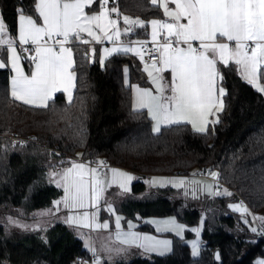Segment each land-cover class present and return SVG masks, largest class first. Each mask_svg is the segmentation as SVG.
Listing matches in <instances>:
<instances>
[{"label": "trees", "instance_id": "1", "mask_svg": "<svg viewBox=\"0 0 264 264\" xmlns=\"http://www.w3.org/2000/svg\"><path fill=\"white\" fill-rule=\"evenodd\" d=\"M109 5L144 21L159 12L149 0H111ZM21 10L35 16L34 0H0V19L11 40ZM70 47L75 73L71 103L61 92L47 108L14 101L8 91L10 69L0 68V264H71L75 256L88 255L81 239L62 222L35 226L31 221L39 217L35 210L48 209L61 196V189L48 181L49 172L69 160L89 162L94 157L137 174L129 191L116 195L118 212L126 217L173 215L186 225L202 217L204 242L196 258L173 237L168 254L134 251L126 260L102 259L100 264H256L255 258H264V218H255L264 210V94L233 66L218 65L226 93L214 120L218 122L202 133L184 123L153 133L145 113L131 109L129 89L122 82L126 66L130 82L145 85L140 62L128 53L108 55L103 63L89 61L82 56L83 46ZM25 54L21 60L27 71L31 53ZM29 133L34 139L26 144H12L8 138ZM200 169L217 173L231 195L203 196L190 203L178 195L179 189L147 188L144 182L149 175H195ZM239 202L248 210L246 217L229 207ZM252 221L262 233L250 229ZM213 249L218 260L212 258Z\"/></svg>", "mask_w": 264, "mask_h": 264}, {"label": "snow or ice", "instance_id": "2", "mask_svg": "<svg viewBox=\"0 0 264 264\" xmlns=\"http://www.w3.org/2000/svg\"><path fill=\"white\" fill-rule=\"evenodd\" d=\"M100 4V10L95 14H87L86 8L92 7L95 3ZM153 5L164 9V14L173 22L152 20V38L155 42L160 30L167 32L165 42L161 45L163 51L160 53L159 63L162 67L153 64L157 72L170 69L172 82L169 84L163 81V77L154 76L151 71L149 77L159 95H154L147 89L134 88L136 95L133 100V110L147 108L149 116L155 123L153 132H159L161 125L190 123L196 132H205L209 122L208 117L223 109L222 98L226 93L223 87L217 89L216 79L219 75L217 69V58L219 63L228 65L234 62L241 72L242 78L256 91L264 94V0H151ZM110 0H34L35 12L38 18L25 15L23 11L19 14V42L21 45L31 43L36 45V55L30 57L34 63V70L31 75H25L19 67L20 55L12 45L10 39H5L7 33L3 20H0V46L7 45L8 59L0 61V68L11 65L15 76L11 82V97L14 101L38 108H47L48 101L52 99L57 91H64L71 103V89L74 87L75 73L73 67L72 49L64 47L69 38L74 37L82 40L81 32H87L97 42H100L101 35L108 40L119 39L120 31L116 28L117 21L111 19V14L119 16L116 7L109 8ZM169 3L175 4V9L169 8ZM181 19L186 23H181ZM127 25H140V19L123 17ZM42 21V24L40 23ZM95 29H99L97 34ZM115 29V31H112ZM126 29L125 31H129ZM55 37H63L59 51H55L48 41ZM168 37H174L169 40ZM218 38H225L234 42L218 43ZM193 41H199L203 51L197 53L192 46ZM83 43L88 41L82 40ZM178 45H186L181 47ZM141 45V49H142ZM141 49L123 47L120 50L127 53L133 52L140 55ZM117 51V49H105L106 53ZM159 51V49H157ZM211 53V55H209ZM103 63V58H101ZM242 70V71H241ZM145 71H148L147 67ZM222 79V77H221ZM165 89L171 95L164 96ZM218 92V95H217ZM98 165L103 167L104 161ZM112 179L101 178L97 167H89L84 163H72L70 168L62 173H57L60 180L56 181L57 187H63L64 197L62 201H54V207L60 203L65 208H84L86 199H90L91 206L96 207L105 191V185L111 187L118 184L122 192H128L127 183L133 177L116 169H110ZM213 178L217 173L210 172ZM90 177V179H86ZM153 180L150 183L155 184ZM168 183H177L167 181ZM163 183V182H161ZM182 183V182H179ZM90 189V194H89ZM209 191L211 187L209 186ZM217 195L221 193H216ZM224 195H231L225 192ZM233 211H239L243 215L247 208L242 204H230ZM58 210V208H57ZM111 210V205H109ZM99 209H97V212ZM51 209L39 213L48 215ZM97 212L89 214L84 212L75 220L73 216L67 218L70 225L85 228H108V224L97 223ZM261 219V218H256ZM120 217H117V229H119ZM175 224V221L165 222ZM264 223V220H262ZM131 228L132 225L130 224ZM256 232V228L251 229ZM182 231V227H181ZM199 235L198 229H193ZM179 234V233H178ZM83 237V234H81ZM116 240L124 245H135L145 251H157L163 254L168 249L167 241H154L150 237L141 238L133 233H116ZM85 247L94 257L93 264H100V258L96 256V250L88 240H85ZM199 249L196 242L192 244V255L197 256ZM219 259V256H217ZM256 264H264V260H258Z\"/></svg>", "mask_w": 264, "mask_h": 264}, {"label": "crops", "instance_id": "3", "mask_svg": "<svg viewBox=\"0 0 264 264\" xmlns=\"http://www.w3.org/2000/svg\"><path fill=\"white\" fill-rule=\"evenodd\" d=\"M149 1L152 4L151 0H149ZM154 6H156V5H154ZM108 7H110V6L108 5ZM157 8H158L159 12L155 17H151L146 21L141 20L139 18L143 22V26L139 25V29H138V30L142 31V35H140V36L135 35L136 33L132 34L130 31H125L126 29H128L127 24H125L124 20H123L124 16H128L125 13H119V16L116 14L114 17V20L117 21L116 28L119 29V31H120L119 39L113 38L112 40H108V39L104 38L102 34L99 33V29H95V28H94V31H96L97 34L101 35L100 42H97L96 40H94L89 35H86L87 32H85L86 34L82 33L83 35L82 34L81 35L84 36L87 41L92 42V44H93L89 48V61L96 59L99 61V63H101V58H103V60H104L108 55H111L114 53H125V52L120 50L123 47H132V48L141 49V45H140L141 42L153 41V38H152L153 29H152V25L150 23L152 20H161V21H165V22H173V21H171L170 17L165 16L163 8L158 7V6H157ZM169 8L171 10H174L175 4L169 3ZM99 10H100V4L98 2L95 3L92 7L85 9V11H87V13H93V14L98 13ZM112 14H114V13H112ZM33 18H38V13L35 12V16H33ZM186 22H187L186 20L181 19V23H186ZM19 29H20V24H19V15H18L16 35H15V38L13 39L14 42H19ZM112 31H115V29H113ZM160 31L167 34V32L163 29H161ZM70 38H71V36H70ZM5 39H9V38L5 35ZM217 42L218 43H220V42L229 43L230 46H234V42H229L225 38H218ZM161 45L159 46V51H158L159 57H160V53L163 51V48L161 47ZM178 46L187 47L186 45H178ZM192 46L200 47V42L199 41H193ZM64 47L71 48L70 46H64ZM113 48L117 49V51L109 52V53L105 52V49L110 50ZM16 50H17L18 54L20 55V58H22L21 54H23L24 52L18 50L17 48H16ZM54 50L58 52L59 48L57 50L56 49H54ZM201 51H203V49H201ZM127 53L130 55H133L140 62L141 69L143 70L144 78L146 80L145 85H140V84H137L135 82H130L127 67L126 66L122 67V82H123V85L129 89L130 107L133 110V100H134V97L136 95L134 88L147 89L150 92H152L154 95H159V93L156 92V89L152 83V80L148 75L149 71H151L154 76L163 77V81L167 82L169 84L172 82V73H171L170 69H166L163 72H157L151 66L144 65L143 64V59H144L143 48L141 49V54L143 56V59H141L140 55L134 54L133 52H127ZM197 53H199V52H197ZM35 55H36V53L34 50V52L31 53V57H33ZM209 55H211V53H209ZM4 57H5L4 60L6 62L8 59L7 47H5V49H4ZM28 60H29V58H28ZM72 60H73V52H72ZM0 61H2L1 57H0ZM21 63L22 62L20 60L19 61V67L22 69L24 74L25 75H31V72L34 70V67H35L32 59H30V63H29L27 71L24 70L23 64H21ZM218 65L226 66L222 63H219L218 58H217V69H218ZM228 65L233 66L237 71L238 66L234 62L230 61ZM7 67L10 69V75H9V80H8V91H9V95L11 96V82H12L13 75H15V72L13 71L10 64ZM146 67H147L148 71H145ZM159 67H162V65H160V63H159ZM71 71H73V70L71 69ZM237 73L242 78L241 72L237 71ZM216 86H217V89L219 87H222V85L220 84V76L219 75L217 76V79H216ZM72 91H73V88L71 89V94H72ZM58 92H61L65 98L68 96L62 90L57 91L54 94H56ZM169 95H171V92L168 89H165L164 96H169ZM217 95H218V92H217ZM135 111H143L145 113V115L150 120V128H151V131L153 132V124L155 123V121H153L152 118L149 116L147 108L138 109ZM213 111H214V115H210L208 117L209 121L216 120L218 112H215V110H213ZM183 123L189 125V127L193 130L192 125L190 123H187V122H183ZM210 123L211 122H209L207 124V126ZM179 124H181V123H179ZM165 126H169V125H161L160 128L165 127ZM207 126H206V128H207ZM153 133H156V132H153ZM73 162L84 163V164L89 165V162L87 160H83V159L69 160L63 166H57L53 170H51L48 174V177H47L48 181L50 183H53V184L55 183L54 185L57 186L56 181L60 180V176L57 175V173H62L65 169L70 168L72 166ZM89 167H96V166L89 165ZM110 169H116L120 172L127 173L133 177V179L127 183L128 189H129L131 182L137 176V174L133 173L132 171L111 165L110 167H108L106 169V171L103 175H100V177L101 178L106 177L107 180H111L112 179V172L110 171ZM150 176H153V175H149L148 177L144 178V182L146 184V187H147V181H148ZM157 176H163V175H157ZM167 176H171V177L186 176L187 177L189 175L171 174V175H167ZM86 179H90V177H86ZM213 179H215V180H213ZM213 179H209V181L211 183V192L209 193V195L224 196L223 193L225 192V190L229 193L231 192L228 187H226L222 184H219V182L217 181L216 178H213ZM59 188L61 189L62 193H61V196L55 201H62L63 197L65 195L63 187H59ZM147 188H151L149 182H148ZM108 190H110V192H108ZM189 190H190V188H189ZM111 193H112V196H110ZM125 193H127V192H122L118 184H112L111 187H108L106 184L105 185V191L103 192V194L99 200V203L97 204V206L95 208L91 206L90 199H86L85 204L87 206L84 208L69 209V208H65L63 203H60L57 207H54V205L52 203L51 207L46 209V210L51 209V212L48 215H39V213L45 212L46 210H44V211L42 210L41 212H38L37 214L40 218L47 220V222H42V226H48L54 221H59L65 225H67L69 228H71L74 231L75 235L81 239L83 248H85L88 252H90L85 247V240H88L89 243L91 244V246L95 248L96 256L99 257L100 260H102V259H108V260L123 259V260H126L132 255L131 253L134 251H136L142 255H145V256L165 255L171 251L172 238L173 237L179 238L180 240H182V242L188 247L189 254H190L191 258L198 257L199 254L197 256L192 255V244H193V242H196L198 249H199V253H200V250L203 246V244H201V243H203L202 238H201L202 217H200L198 222L194 225H186V224L178 221L173 215L140 217L137 214H134L133 217H126L122 213L118 212L114 206L115 202L117 200L116 195L117 194H125ZM216 193H221V194L217 195ZM89 194H90V189H89ZM239 203L242 204L241 202H239ZM109 205H111V210H109ZM57 208H58V210H57ZM97 209H99L98 212H97ZM84 212H88L89 214H91L93 212H97V223H99L101 225L104 223H107L108 228L107 229H104V228H98V229L85 228V227L77 226L76 223H73L70 225L69 223L66 222L67 218L70 215L73 216V218L75 220L78 216H82V214ZM50 215H52V216L50 217ZM117 217H120L119 229H117ZM170 221H175V224L173 225L171 223H168V224L165 223V222H170ZM130 224L132 225L131 228L129 227ZM35 226H38V225H35ZM181 227H182V231H181ZM193 229H198L199 235H197V232L193 231ZM118 231L121 233L133 232V233L137 234L141 238V241H140L141 243L145 242V241H143L144 237H150L154 241H167L168 242V249L166 251H164L163 254H159L157 251H145L143 248L137 247L135 245L128 246V245L121 244L119 241L116 240V233ZM186 232L190 233V235L186 236L185 235ZM81 234H83V237L81 236ZM258 260H264V258L263 257H257L255 261L257 262Z\"/></svg>", "mask_w": 264, "mask_h": 264}, {"label": "built area", "instance_id": "4", "mask_svg": "<svg viewBox=\"0 0 264 264\" xmlns=\"http://www.w3.org/2000/svg\"><path fill=\"white\" fill-rule=\"evenodd\" d=\"M128 17H130L131 19H139L136 15H128ZM128 29H130L129 31L132 34H135V32H137V30L139 29V25H127ZM82 37V40H86V38L82 35H80ZM165 37H167V34H165L164 32L160 31V34L157 36L156 41H143L140 43V45H142L143 47V53H144V59H143V64L144 65H148L151 66L153 64H156L159 67V52L157 51V49H159V46L161 44H163L165 42ZM169 40H173L174 41V37H168ZM63 37H55L53 36V38L51 40L48 41L49 45L53 46L56 50L60 47V44L58 41H62ZM82 40H77L74 37L69 38V42L67 44H65L64 46H72L75 44H79L81 46L84 47V51L82 53V56L85 59L89 58V48L93 45L92 42H87V43H83ZM87 41V40H86ZM13 47L17 48L18 50L23 51L24 53H32L34 51V48L36 47V45H33L31 43L28 44H24L21 45L20 42H14L12 43ZM3 47H7V45H3L0 46V48ZM194 48L197 49V52L201 51V48L198 46H193ZM153 68V67H152ZM154 70H156L155 68H153ZM9 140L11 141L12 144H26V143H30L33 141L34 136L33 134L29 133L26 136H16L15 134H11L9 137ZM75 159H79L80 158H75ZM99 161H104L105 165L103 167H100L98 165ZM89 165L91 166H96L98 168L99 174L103 175L106 171V169L108 167L111 166V164H109L108 162H106L105 160H99L97 157H94L93 159H91L89 161ZM211 170V169H208ZM196 176H205L206 175V171L205 170H198L195 174ZM219 184H221L219 182ZM256 233H262V228L256 224ZM201 244H204L201 243ZM94 261V257L92 255L91 252H88L87 256H80L77 255L75 256V258L70 262L71 264H93Z\"/></svg>", "mask_w": 264, "mask_h": 264}, {"label": "rangeland", "instance_id": "5", "mask_svg": "<svg viewBox=\"0 0 264 264\" xmlns=\"http://www.w3.org/2000/svg\"><path fill=\"white\" fill-rule=\"evenodd\" d=\"M111 7H113L112 5H109ZM87 13V11H85ZM89 15L93 14V13H87ZM116 13L111 15V19H114ZM40 23L42 24V21H40ZM82 33L85 32H81L80 35ZM86 34V33H85ZM83 35V34H82ZM88 35V34H86ZM91 37V36H90ZM12 43H14V40H11ZM27 58H29L27 64L29 65L30 63V57L31 54H27ZM22 58H20L21 60ZM21 62H23L21 60ZM22 64V63H21ZM24 68V67H23ZM15 76V75H13ZM66 99H68V96L66 97ZM210 172H213L212 170H206V175L205 176H195L194 172L189 175V176H181V177H171V176H167V175H163V176H157V175H153L150 176L148 181H147V187H148V182L150 183L153 180L158 181L155 184L150 183V187H171L174 188L176 190L179 189L180 194H178L179 196L183 197V199L185 200V202L189 201L190 203H197L198 202V198H202L203 196H207V197H211L212 195H209V193L211 191H209V186L211 187V183L209 181V179H213V176L210 174ZM209 178V179H208ZM215 180V179H213ZM167 181H174L177 183H168ZM163 182V183H161ZM182 182V183H179ZM179 183V184H178ZM53 184V183H52ZM55 184V183H54ZM190 190H189V188ZM183 188L185 190V192H183ZM188 188V189H187ZM230 204H234V203H230ZM235 204H240V203H235ZM243 205V204H242ZM244 207V205H243ZM41 209H37L35 210L36 212H40ZM239 214H241V212L237 211ZM246 213H244L242 216H245ZM264 218V210L262 212H260L258 215H255V218ZM38 217L37 219H34L33 221H31V224L36 225V224H40L42 225V222H47L46 219H43ZM260 219V220H261ZM259 221V219H258ZM250 229L254 228V223L252 221L251 226H249ZM256 258L254 259V262L256 263Z\"/></svg>", "mask_w": 264, "mask_h": 264}, {"label": "water", "instance_id": "6", "mask_svg": "<svg viewBox=\"0 0 264 264\" xmlns=\"http://www.w3.org/2000/svg\"><path fill=\"white\" fill-rule=\"evenodd\" d=\"M21 55H22L23 58H26V54L23 53ZM217 256H218V250L217 249H213L212 250V258H213V260H218Z\"/></svg>", "mask_w": 264, "mask_h": 264}]
</instances>
